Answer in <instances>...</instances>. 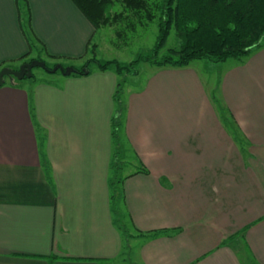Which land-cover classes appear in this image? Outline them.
Returning <instances> with one entry per match:
<instances>
[{
  "label": "crops",
  "instance_id": "crops-1",
  "mask_svg": "<svg viewBox=\"0 0 264 264\" xmlns=\"http://www.w3.org/2000/svg\"><path fill=\"white\" fill-rule=\"evenodd\" d=\"M28 3L46 51L62 64H84L98 30L73 0ZM21 20L18 0H0V70L10 63L18 69L32 54ZM158 72L116 116L121 77L113 70L65 75L59 85L6 79L0 87V264H111L131 244L138 245L141 264H245L238 235L250 228L254 260L248 264H264V206L254 220L244 216L254 191L264 189V145L253 121L234 117L232 130L226 119V128L207 108L205 88L189 67ZM114 118L140 161L120 184L128 238L111 207ZM38 133L46 135L41 148ZM239 141L248 142L246 153ZM118 149L128 148L120 143Z\"/></svg>",
  "mask_w": 264,
  "mask_h": 264
},
{
  "label": "trees",
  "instance_id": "trees-1",
  "mask_svg": "<svg viewBox=\"0 0 264 264\" xmlns=\"http://www.w3.org/2000/svg\"><path fill=\"white\" fill-rule=\"evenodd\" d=\"M18 2L22 14L21 28L30 46L28 54L35 50L37 57L31 59L44 61L47 67L53 68L55 64L60 63L57 60L59 57L48 53L35 35L28 0H18ZM73 2L93 24L95 30L113 26L119 37L127 30L136 31L138 25H148L156 19H159V22L157 42L152 53L142 54L127 64L117 59L101 60L94 54L84 64L88 73L74 66L78 71L72 74L91 73L90 64L92 62L101 71L113 70L122 76L125 74L138 75L140 63L173 68H185L195 60L221 63L250 56L255 48L262 46L264 39V0H73ZM116 4H120L122 9L114 10ZM173 29L181 43L178 47H169L162 54ZM95 46L96 44H93L91 39L89 49ZM43 56L54 60L51 66ZM25 57L26 55L23 58ZM31 59L25 62H30ZM12 64L7 66L16 69ZM123 85L121 80L117 85L115 100L120 99ZM119 125L120 122L114 118L113 137L117 138V142L119 141ZM118 152L120 151L114 154L116 159ZM115 163L117 164L116 161ZM143 170L146 171V168L144 167ZM121 182L122 178L119 175L110 183L112 196L116 200L121 199V193H118V184ZM115 211L118 225L128 238L129 233L121 211L117 207ZM52 258L55 260L57 256H52ZM101 264L104 263L101 262Z\"/></svg>",
  "mask_w": 264,
  "mask_h": 264
},
{
  "label": "rangeland",
  "instance_id": "rangeland-1",
  "mask_svg": "<svg viewBox=\"0 0 264 264\" xmlns=\"http://www.w3.org/2000/svg\"><path fill=\"white\" fill-rule=\"evenodd\" d=\"M121 9L122 6L120 4H116L114 10L119 11ZM158 22L159 19H156L154 22H150V24L148 25L146 24L147 26L138 25L136 31L127 30L120 37L117 36L116 28L113 26H106L98 29L92 40V43L96 44V46L89 49L88 57L85 60L84 64L88 61V59L93 57L94 54L98 59L101 60L117 59L122 63L127 64L134 59L139 58V56H141L142 54L152 53L158 37ZM180 43L181 40L177 37L175 29H173L167 45L162 50V54H164L169 47H178ZM36 57L37 52H35L34 50L32 54L28 56V59L30 60L31 58ZM43 57L51 66L53 61L47 56ZM84 64L83 62L79 61L77 63H74V66L78 69L83 70L85 69ZM62 65L65 67L70 66L65 60L63 61ZM12 66L16 65L12 64ZM187 67L190 68V72L197 73L196 75L199 77L200 86H203V88H205L204 91L209 102V104H207V108L210 105L212 111H214V113H211L212 116L215 114L218 118H223L222 121L226 122V128L228 126V121L226 119H229V121H231L232 130L237 128V125L233 120L234 117L237 118L239 116V118L243 120V122L247 125L249 124V122L253 121L252 132L254 134L260 135L261 140L259 141V143L264 145V39L262 41V46L255 48L250 56L244 57L242 59H230L226 62L221 63H215L205 60H195ZM90 68L91 70L97 69L95 63L93 62L90 64ZM166 68H168V70L176 69L168 66L156 67L151 65L150 63H140L138 66L140 73L139 75H120L121 80L125 86L121 91L119 97L120 99L115 100V116L121 113V106H123L125 99L128 100L131 93H136L135 91L139 90V88H143L144 90L145 87L149 85L150 77L159 73L158 71H162L163 69L166 70ZM32 72L34 74L33 77L22 79L20 83L25 84L26 81L49 79L59 85L63 83L62 81L66 77L61 70L55 73H51L39 66L34 67ZM136 77H140L138 82L131 83V80H135ZM158 77L161 78V76ZM158 77H156L155 79H157ZM124 80H126V83L124 82ZM126 87L131 88L129 91L130 93H127ZM211 109H209V111H211ZM103 114L104 111H101V116H103ZM119 120L122 121L123 119L120 117ZM118 134L119 141L117 142V138L114 137L113 148L115 149L114 154L116 153V151L120 152H118L117 159L114 157L111 166L110 183L120 174H122L121 178L123 179V176H127L129 171H134L133 168L135 165L140 164V161L136 158L132 149H130L131 147L129 146L127 139H125V135L123 134V132H121L120 125ZM45 138V134L38 133V142L40 148L42 146H45ZM120 143L121 147L123 146V148H128L127 151L123 150L121 152V149L117 150V148L120 146ZM237 143L238 148L244 149L246 153L247 148H244L243 146H247L248 142L239 141ZM57 147L58 142L56 143V148ZM115 161L117 162V164L115 163ZM249 162L250 164H254L255 160L249 158ZM262 166L264 165L262 164ZM233 177L237 178L236 175ZM118 186V193H121L122 187L120 186V184H118ZM110 191L111 207L115 215L116 223L119 224L117 212L115 211L116 207L119 209V211H121L123 220L127 221L128 216L125 209V202L123 197L116 200L112 196L113 191L111 187ZM248 192H250V190H248ZM253 196L254 197H252L253 199L251 202L253 203V205L247 207L248 209L245 210L244 213L245 219H247L246 221L254 220V216L258 215L260 209L264 206V189L262 187H259L258 192L254 191ZM259 220L260 218L256 219L254 223H251V226L256 222L259 223ZM261 220H264V218H262ZM246 221H244L243 223H245ZM127 224L129 225L128 221ZM255 226L256 224L252 226V228ZM250 229H248V231ZM248 231L244 229L239 232L238 235V239H240L238 246L245 264H248L254 260L252 245L250 243L253 241H250L248 237H246ZM131 247L124 248L123 254L119 258L114 260L111 264H141L138 263L141 261L138 253V245L136 246L135 244H131Z\"/></svg>",
  "mask_w": 264,
  "mask_h": 264
},
{
  "label": "water",
  "instance_id": "water-1",
  "mask_svg": "<svg viewBox=\"0 0 264 264\" xmlns=\"http://www.w3.org/2000/svg\"><path fill=\"white\" fill-rule=\"evenodd\" d=\"M36 66L42 67L51 73L61 70L65 75H71L78 71L73 66L64 67L62 63H57L53 68H49L44 61L33 59L30 62L22 63L18 69H13L8 66L3 67L0 70V87L5 84L7 78L10 81H14V79L22 80L24 78H31L33 75L32 70ZM83 72L88 73L89 71L84 69Z\"/></svg>",
  "mask_w": 264,
  "mask_h": 264
}]
</instances>
